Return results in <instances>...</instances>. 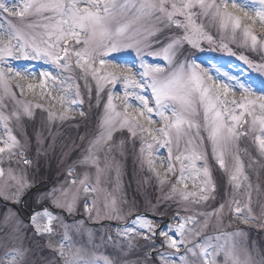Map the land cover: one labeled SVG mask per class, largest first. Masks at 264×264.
<instances>
[{"label":"snow or ice","instance_id":"obj_1","mask_svg":"<svg viewBox=\"0 0 264 264\" xmlns=\"http://www.w3.org/2000/svg\"><path fill=\"white\" fill-rule=\"evenodd\" d=\"M199 17L218 24L221 31H230L233 40L239 33L243 44L253 50L258 46L264 48V0H0V94L15 100L28 117L33 115V107L46 111L50 119H74L73 113L77 111L84 116L85 112L80 109L84 104L81 86L72 75L74 69H79V79L84 80L89 99L93 92L90 80L95 84L97 106L102 94L107 97L98 133L80 161L85 166H95L97 184L104 170L100 167V153L106 147L111 149L109 142L113 141L114 132L127 129L133 138L140 134L141 163L147 164L161 185L169 184L172 192L185 201L195 198L199 203L214 199L216 185L209 155L203 150L205 140L211 145V157L225 171H228L226 156L238 146L242 136L251 135L260 155L264 156V79L257 85L251 78L245 81L240 76L221 73L219 67H205L195 57L178 60V55H183L184 45L202 51V41L213 42L203 24L197 23ZM121 18L125 22H121ZM14 20L21 23L16 24ZM165 29H175L176 33L165 37V41L148 39L157 37ZM154 45L159 47L154 48ZM144 49H149L146 55L159 57L165 63H148ZM124 50L135 51L139 70L134 71L135 62L108 59L112 53ZM218 50L236 55L224 43L218 45ZM238 58L264 77V58L260 63L243 55ZM21 59L50 64L55 74L48 70L39 73L27 68L22 70L10 63V60ZM37 75L39 81L35 82ZM118 85L122 86V94L115 91ZM14 88L19 89L20 96L26 92L38 95L40 100H47L49 106L18 99ZM56 107L60 111L52 110ZM199 109L203 111L202 125L191 119ZM12 118L19 121L21 113L14 110L9 116L0 110L4 130L0 135V157L7 153L9 159L18 156L19 163L30 165L9 125ZM157 124L160 126L155 127ZM201 128L207 133L206 137L201 135ZM185 137V151L181 152L179 143ZM161 150H166L167 155ZM233 159L229 182L236 192L245 187L248 177L239 155ZM4 176L5 171L0 167V178ZM8 176L18 186L17 195L19 190L29 186L26 172L16 175L9 169ZM68 176L70 180L42 198L68 215L82 203L85 213L95 211L99 216L95 200H88L90 194L98 191L90 183L88 173L77 180L70 168ZM189 183L198 191L189 190ZM247 187L250 189L251 184ZM105 208L108 209L106 215L120 218L121 209L114 199L106 202ZM226 208L241 223L264 227V206L259 216L255 215L249 192L246 201L233 196L212 212L201 214L205 217L203 223L191 215L181 217L177 212L173 217L175 224L160 228L145 214H137L117 235L128 238L129 247L135 237L150 242V251L146 253L151 257L149 264H155L157 258L159 264H256L246 244L238 250L236 238L244 237L243 231L202 235L209 226L208 218L216 217L222 222ZM7 220L5 217V222ZM30 221L40 236L54 235V221H59L62 239L57 245L50 242L49 247L57 252L60 264H113L109 257L87 256L82 247L71 243L69 229L78 231L82 222L69 225L46 207L35 212ZM157 237L163 238L159 248L171 251H160L155 243ZM5 256L7 264H21L24 253L14 249ZM220 257L222 259H218Z\"/></svg>","mask_w":264,"mask_h":264},{"label":"rangeland","instance_id":"obj_2","mask_svg":"<svg viewBox=\"0 0 264 264\" xmlns=\"http://www.w3.org/2000/svg\"><path fill=\"white\" fill-rule=\"evenodd\" d=\"M123 2V0H120ZM16 24H20L19 20L13 21ZM121 22H125L124 18H121ZM197 23L203 24L204 30L213 37V42L202 41V51L199 49L190 48L188 45H184L182 49L183 55H178V60H184L185 57L189 59L195 57L197 62L202 63L205 67H219L221 73H229L232 75L240 76L241 79L247 81L249 78L256 81L259 85L260 81L264 79L256 72L250 70L247 65L243 63L238 57L240 55L248 57L250 60L260 63L264 58V48L257 47L253 50L250 45L245 46L243 44V38L238 33L235 40H233L230 31L224 32L219 29L218 24L213 23L210 19L199 17ZM140 27V25H136ZM37 32H42L43 29H36ZM175 29L167 30L162 34H158L157 37H149V40L159 39L165 41V37L174 35ZM258 35H260L258 33ZM220 43L227 44L232 52L236 55H229L227 52L218 50ZM79 47V46H77ZM154 48L159 47L154 45ZM145 55L144 59L148 63L161 64L163 61L159 57H152L146 55L149 49L143 50ZM117 58L121 62L127 60L129 62H135L134 71L139 70V60L134 50H124L117 53H112L108 59ZM13 67H20L22 70L32 69L39 73L43 70L53 71L55 69L50 64H45L43 61H25V60H10ZM215 75V71H213ZM68 75V73H65ZM76 79V83L81 86V95L84 99V104L80 106L85 112L84 116H80L79 112L73 113L74 119H64L48 117L46 111L39 108H32L33 115L28 117L23 114L22 106L17 105L15 100L10 96H3L0 94V110L5 115H11L15 111L21 113V118L17 121L12 118L9 121V125L12 128L13 135L17 136L23 146L24 155L31 161L30 165H24L19 163L20 157L13 156L9 159L8 154L4 153L0 157V167L5 171V176L0 178V194L2 198L8 201H14L16 204L21 203V197L25 192L30 189L34 183H40L39 187L35 189L36 193L33 195L31 200L29 197L23 201L24 207L32 211L31 215L22 218L18 213L9 207L3 208L0 206V261L7 264L6 253H11L14 249H19L24 253L21 264H60V258L57 252L49 247V243L57 245L63 235V229L59 225V221H54L55 234L52 236H40L35 233L34 227L31 224L30 217L38 211H41L43 207L48 208L49 211L53 212L54 215L61 217L69 225H74L77 222H82L79 230L75 228L69 229V235L71 237V243L76 247H82L85 250L87 256H107L113 261V264H130L124 258L128 256L129 241L126 237L117 235L118 231L124 225L128 219V216L134 211H139L138 208H146L154 215L160 214V206L169 209L171 213V221L169 223L175 224L173 217L179 212L181 217L185 215H191L195 219L202 223L205 217L201 214L210 213L214 209L209 204H201V202H195V198H189V200H182L177 193H173L169 184L161 185L153 172H151L146 163L142 164L140 159V134L133 138L127 129L117 130L113 133V141L111 149L105 148L100 153V167L104 169L99 174V184L97 181L96 168L93 165H83L80 161L83 160L87 154L90 141L98 133V125L100 119L104 113V104L106 103V95H101L99 106L95 98V84L91 81L93 92L92 97L89 99L87 90L84 87V80L79 79L80 70L74 69L72 73ZM39 81V76H36L35 82ZM17 98L24 100L33 101V103H43L45 107L49 106L47 100H40L38 95L27 93L24 96H20L19 89H13ZM117 94H122V86H117L115 90ZM150 94V93H149ZM239 95V93H238ZM118 107L119 101H117ZM53 111H60L58 107L53 108ZM191 119L199 124H203V111L198 110V114L191 117ZM0 126H3L0 122ZM157 124L155 127H159ZM3 131L0 127V135H3ZM195 133V129L192 130ZM201 135L207 136V133L201 128ZM187 137L182 139L179 143V151H185ZM203 150H206L209 155V164L212 171L213 182L218 188L220 176L223 180L224 187H221L224 191L226 198L225 202L232 199L235 196L237 199L246 201L247 194L251 193V207L253 213L259 216L261 207L264 206V156H261L257 150L256 145L253 143L251 135L244 137L242 136L238 141V146L233 152L226 156V162L228 171L222 170L216 164L215 160L211 157V145L205 140ZM20 151V149H17ZM177 151L176 146H173V153ZM164 156L167 155L166 150H161ZM239 155V158L243 164V170L245 175L248 177V181L245 182V187L234 192L230 182L229 173L233 169L235 163L233 156ZM11 162V163H10ZM32 165L35 168V172L30 168ZM107 165V166H106ZM73 170V176L77 180L81 179L85 172L90 177V183L98 188V191L88 196L89 202L95 200V206L100 210V215L97 216L96 212L93 211L91 214L85 213L83 210L82 203L78 206L71 215L64 213L62 210L55 208L50 200H44L42 197L47 192L54 188H59L65 184L66 181L70 180L68 176L69 169ZM9 169L13 170V173L19 175L21 172H26V179L28 181V187L19 190L17 195L18 186L8 176ZM163 172V169H160ZM58 171L54 181L46 178L51 172ZM35 178V180H33ZM250 181V182H249ZM48 182V184L46 183ZM247 184H251V188L247 187ZM260 186H263L260 188ZM189 190L198 191L193 189L191 183H189ZM219 193V192H217ZM116 201V206L121 209V215L119 219L111 218L110 215H106L108 209L105 208V203H110L111 200ZM83 200V194H82ZM40 207V208H39ZM39 208V209H38ZM218 208V207H216ZM35 210V211H34ZM81 213V214H80ZM80 216L75 220H72L74 216ZM5 217H8L5 222ZM110 222L113 221L117 226L110 228L108 231L105 228H100L103 224L102 221ZM97 224H90V223ZM100 223V224H99ZM168 223V224H169ZM96 225V226H95ZM103 225H106L103 224ZM208 228L203 230L202 233L215 236L211 234V231H226L231 227L230 232L243 231L244 234L247 231V226L260 227L255 223L243 224L234 214L230 213L226 208L223 214L222 222L218 221L216 217L208 218ZM31 232V233H30ZM221 233V232H220ZM218 234V233H217ZM111 237V241L107 237ZM248 237V239H247ZM44 240V241H43ZM134 241H141L139 239H132L131 246ZM264 242V236L261 241H251L250 236L247 233L242 238H236L238 250L246 244L250 250L256 264H262L264 261V247L260 244ZM40 244L44 250V254L48 251L47 255L41 256L40 251L37 250ZM261 242V243H260ZM150 242H148L149 244ZM163 251V250H162ZM146 251H142L139 258L133 262V264H149V256H146ZM192 259V258H190ZM222 259V257L218 258ZM103 264V262H101ZM132 264V263H131Z\"/></svg>","mask_w":264,"mask_h":264}]
</instances>
